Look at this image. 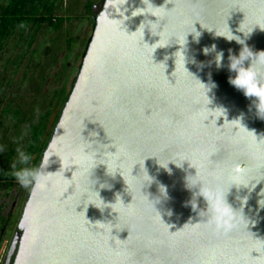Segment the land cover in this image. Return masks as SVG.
I'll use <instances>...</instances> for the list:
<instances>
[{
  "label": "water",
  "instance_id": "obj_1",
  "mask_svg": "<svg viewBox=\"0 0 264 264\" xmlns=\"http://www.w3.org/2000/svg\"><path fill=\"white\" fill-rule=\"evenodd\" d=\"M143 2L105 0L96 18L42 154L49 156L46 175L24 206L13 264H264V205L258 203L264 179L241 185L264 175V119L255 114V97L228 82L235 75L227 67L229 50L238 55L241 45L201 27L225 35L229 28L254 54L264 51V0ZM145 20L153 23L142 37L138 27ZM192 22L201 35L194 42L188 34L185 67L214 83L207 93L210 110L179 53L175 61V42L182 43ZM239 27L252 31L245 38ZM212 44L223 51L220 68L208 64L214 53L201 51ZM216 107L225 116L211 110ZM237 117L242 126L231 121ZM150 156L162 163L176 156L189 161L179 167L169 161L166 171ZM143 160L152 177L144 186ZM195 175L203 195L199 183L186 186L185 177ZM101 183L111 187L101 189ZM159 185L166 196L153 204ZM90 189L110 206L101 212L89 203L102 206ZM117 194L121 202L115 203ZM208 203L217 209L215 221Z\"/></svg>",
  "mask_w": 264,
  "mask_h": 264
},
{
  "label": "rangeland",
  "instance_id": "obj_2",
  "mask_svg": "<svg viewBox=\"0 0 264 264\" xmlns=\"http://www.w3.org/2000/svg\"><path fill=\"white\" fill-rule=\"evenodd\" d=\"M83 1H59L55 13L64 19L61 29L46 32L45 27L42 28L32 52L26 55L17 70L13 63V58L19 51V47H14L17 35L12 37L11 43L1 56L0 171L6 169L7 172L12 173L10 165L17 158V147L25 150L31 137L30 125L40 119L47 109L52 115L50 113L44 120L43 140L52 132L56 119L53 113L56 107L55 99L53 105L50 101L56 89L61 86L58 75L68 71L67 61L72 63L71 68H76L75 74H77L83 60L84 46H81L83 50H80L78 59L73 61L71 57L74 56L73 50L76 47L74 37L78 36L83 41V37L86 39L92 32L91 28L79 25L78 16L82 12ZM85 31L87 36L84 34ZM75 74H71L70 82ZM2 108L6 112L1 110ZM39 163L38 160L36 166ZM3 181L0 179V194Z\"/></svg>",
  "mask_w": 264,
  "mask_h": 264
},
{
  "label": "clouds",
  "instance_id": "obj_3",
  "mask_svg": "<svg viewBox=\"0 0 264 264\" xmlns=\"http://www.w3.org/2000/svg\"><path fill=\"white\" fill-rule=\"evenodd\" d=\"M142 2H143V0H142ZM193 22L191 23L190 28L183 34V41H182V43L175 42L178 38H174L173 37L174 38V42L180 46V48L174 53V56H175V61H176L177 54L179 53L180 57L182 58L183 68L186 70V74L193 81H195L199 85V87L203 90V94L206 97V101H207L203 106L205 108H207L208 110H210L207 107V105L211 101H210L209 97L207 96V93L210 91L211 88L215 87L214 83L211 82L210 79H209V82L208 83L201 82L192 73H190L186 69V67H185V63H186L185 52H186V45H187V39L186 38H187L188 34H191L192 40L194 42H198L199 37L201 35V32L198 31L193 26ZM149 23H153V22L145 20V21H142L140 23V25H139L138 28H141V26L143 25V27H142V37H143V29L145 28V26L148 27V24ZM200 25H201V23H200ZM201 27L203 29H207L208 31H212L214 29L215 30L213 32V35L214 36L223 37L226 40H235L236 43H238V44L241 45V49H240L238 55H233L231 53V50H229V55H228V61H229V63L227 65V67H228V69H229L230 72H233L234 71L235 72V75L234 76H229L228 82L231 85H233L235 88H237L238 90H241L246 97H255V101H254V107H255V110H256L255 114H256V116L258 118L264 119V51H259V52H256L254 54L250 50V48L245 44V39H242L240 36L234 35L229 30V28H228L229 34L228 35H225L222 32H218L215 28H207V27H204L202 25H201ZM227 27H228V25H227ZM261 29H264V28H261ZM160 31H162V29ZM238 31L244 33V37L247 38L248 35L251 33L252 29L250 31L245 32V31L241 30L240 27H239ZM159 32H157V33H153L152 32V33L153 34H156V35H159L158 34ZM156 42L153 43L152 45L156 44ZM152 45H150V46H152ZM163 46H159V47H163ZM157 47L158 46H156L154 48V50ZM201 51H202V53L204 55H208L209 53H214L213 60L208 61V64L209 65H211L213 63V61H214L215 66L217 68H220L222 66L221 65V61L223 59V51L222 50L221 51H218L216 49V45L215 44H212L210 46H206V47L202 48ZM248 58H251V62H250V64L247 67H245L244 66V61L246 59H248ZM165 59H167V57H165ZM191 62L196 63V61L194 59ZM203 66H204L203 62H201L198 65V67H203ZM197 106H198L197 108H199L200 107V104L197 103ZM217 109H219V110L222 111V113H223L222 116H225V110L223 108L216 107V108H213L211 110H217ZM209 116H211V115H209ZM209 116L205 120H208ZM222 116H218V117H222ZM211 119H212V116H211ZM210 120H208V122ZM225 120H227V119H225ZM237 120L239 121V124L242 126V124L240 122L241 121V118L240 117H237V118H235V119H233L231 121H237ZM215 124H216V120H215ZM16 152H17V158L10 165V168L12 169V174L15 176V178L18 180V182L21 183L22 186L27 187L29 184H31L32 187H35L36 184L39 182L40 178L43 177L44 175H46V174H42V169L45 167V165H47L49 163V159H48L49 156H47L46 159H43L42 158V161H41L40 165H38L36 167H32L31 166V159H32V157H31V154L30 153L25 152L20 147H17ZM150 157H156L157 158V161H156L157 164L160 165L161 167H163L166 171H170V169H168V167H167L169 161L173 162L174 164H176L179 167L181 165V162L182 161L187 160V159H180L179 156H176V157H173V158H169V159H167L166 161H164L162 163L161 160L157 156H150ZM177 161H179V162L177 163ZM187 161H189V160H187ZM60 163H61V161H60ZM139 165H140V174L146 175L147 178H148L146 181H144V183H143L142 186H144L146 183H151L152 177H150L148 175L147 170L144 167V160L142 161V172H141V164L139 163ZM106 171H107V173L109 175H113L115 173V172L110 173L107 168H106ZM120 175H121V173H120ZM133 177H135V176H133ZM195 177H196V175L195 176H186L185 177V179H186V186L189 187V188H191L192 186H194L197 183H199V185H200V187H199V193L202 194V188L204 187V184H203V182L201 180H194L193 178H195ZM261 179H264V175H261V177H260L259 180H250L247 185H244V184H241V185L247 187V186L250 185V182H252V185H253V183L259 182ZM94 182L95 181H93L92 183H94ZM124 183L127 185V190H128V184L125 182V180H124ZM109 187H111V185H108V184H105V183H101L99 185V188H101V189L102 188H109ZM158 187H159L160 196H157L152 201H150V202H153V204L156 203V202H158L161 197L166 196L165 186L159 185ZM91 191L94 192V193H96V195L100 199V202H101V205L102 206L96 205V204L92 203L91 201L89 203L93 204L95 207H97L98 209H100L101 212L103 211V209L106 206H110V205H106L103 202V200L99 196V191L98 190L97 191L91 190ZM140 191H141V189H140ZM262 193H264V192H262ZM141 194L142 195H145L146 198H147V195L146 194H143L142 192H141ZM224 194L225 193H223V198H224ZM245 199H246V197L241 198L242 203H243V200H245ZM117 200H119L121 202L119 194L116 195L115 203L117 202ZM147 200H148V198H147ZM261 201H264V199H261L260 201H258V203L261 204V205H264V203H261ZM115 203H112V204H115ZM224 203L227 204L225 202V199H224ZM192 207H193V204H192ZM229 208L231 209V211L233 213L236 212V211H233L230 206H229ZM206 212L208 213V215L211 218H213V221H215V218L218 215L217 209L214 208V207L209 206V203H208V209H207ZM168 214L171 215V211L170 210L168 211Z\"/></svg>",
  "mask_w": 264,
  "mask_h": 264
},
{
  "label": "flooded vegetation",
  "instance_id": "obj_4",
  "mask_svg": "<svg viewBox=\"0 0 264 264\" xmlns=\"http://www.w3.org/2000/svg\"><path fill=\"white\" fill-rule=\"evenodd\" d=\"M104 2L105 0H84L83 1L82 12L78 16L79 25L82 27L86 26L87 28H91L92 32L91 34L88 35L86 39H84L83 37V41L80 38H78V36L74 37V39H76V41H74V43H76L74 44L76 45V47L73 50L74 56L71 57L73 61L78 59L79 55L81 54L80 50L81 49L83 50V47L81 48V46H84L83 53L85 54L87 45L93 34L96 18L98 14L100 13V11L102 10ZM87 31H89V29ZM87 31L84 32L86 36H87ZM68 46L70 48L69 44ZM71 64L72 63L70 61H67L66 67L68 71L66 72L63 71L61 75L60 74L58 75L59 80L61 81V86L56 89V91L53 94L54 98L52 97L50 101V103L53 105L54 103L53 101L55 99L56 108L53 113L54 118H56L55 125L61 115L64 104L68 99V96L72 90V87L75 83V80L77 78V75L81 67L80 65L78 68L77 74H75L76 68H71ZM71 74L73 75L75 74L72 82H70ZM1 110L4 111L3 108ZM50 113L52 115V112L49 111V109H47L45 113H42V116L40 117V119H38L36 122H33L34 125L39 126L42 136L44 134L43 132L44 131L43 129L44 120H46V118L50 115ZM54 127L52 129V132L54 130ZM52 132L48 135L49 137L47 136V138L44 140H43V137L41 136L43 143L40 142L37 148L38 150L35 151V153L31 155L32 157L31 166L32 167H36V163L38 160L41 162L43 151L45 147L47 146L46 144V146L44 147L43 144L47 139L50 140ZM48 142L49 141H47V143ZM3 180H4L3 183H1L2 192L0 194V264H13V261L16 255V250L14 252L11 251V246L18 232L19 221L22 216L23 209L28 199V196L30 194L32 185L29 184L27 187L22 186L21 183L18 182V180L15 178V176H10L9 178H4Z\"/></svg>",
  "mask_w": 264,
  "mask_h": 264
},
{
  "label": "trees",
  "instance_id": "obj_5",
  "mask_svg": "<svg viewBox=\"0 0 264 264\" xmlns=\"http://www.w3.org/2000/svg\"><path fill=\"white\" fill-rule=\"evenodd\" d=\"M60 0H0V59L12 37L17 35L14 47H19L17 55L13 58L15 69L22 64L26 55L31 53L39 32L45 27L46 32L60 30L63 18L55 11ZM37 46V45H36ZM17 65V66H16ZM31 137L25 152L31 155L37 151L42 143L41 131L38 125H30ZM47 140L44 142L46 146ZM14 176L6 169L0 171V179Z\"/></svg>",
  "mask_w": 264,
  "mask_h": 264
}]
</instances>
